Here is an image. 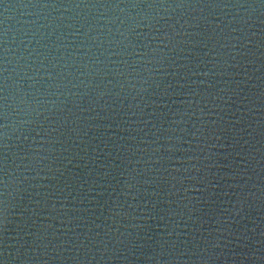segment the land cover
Masks as SVG:
<instances>
[{"label":"water","instance_id":"obj_1","mask_svg":"<svg viewBox=\"0 0 264 264\" xmlns=\"http://www.w3.org/2000/svg\"><path fill=\"white\" fill-rule=\"evenodd\" d=\"M0 264H264V0H0Z\"/></svg>","mask_w":264,"mask_h":264}]
</instances>
